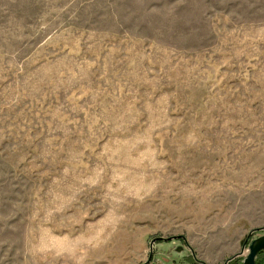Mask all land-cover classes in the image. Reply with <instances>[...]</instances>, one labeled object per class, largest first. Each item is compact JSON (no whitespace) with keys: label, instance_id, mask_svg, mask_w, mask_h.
I'll return each mask as SVG.
<instances>
[{"label":"rangeland","instance_id":"1","mask_svg":"<svg viewBox=\"0 0 264 264\" xmlns=\"http://www.w3.org/2000/svg\"><path fill=\"white\" fill-rule=\"evenodd\" d=\"M238 197L264 202V0H0V264H243Z\"/></svg>","mask_w":264,"mask_h":264},{"label":"crops","instance_id":"2","mask_svg":"<svg viewBox=\"0 0 264 264\" xmlns=\"http://www.w3.org/2000/svg\"><path fill=\"white\" fill-rule=\"evenodd\" d=\"M238 198L241 199V201H238V202H240L238 204L239 209L241 211L243 210V212H245L244 214H247V216L250 217L251 220H254V221L252 222V226L245 227L242 232L233 230L232 229L233 225H232L228 231L229 233L222 234L221 241L235 242L237 248H236V251L234 253H242L243 255H245L247 252H245V253L243 252V250H244L243 247H244V243H245L246 238L249 235L250 231H252L253 229L264 228V202H261V204H259L258 200H257V202H254L253 204L251 203V205H248L245 202H243L245 197H238ZM251 211L255 212V214H257V215L251 216ZM240 218L241 217H239L237 220H235V223H237V221ZM175 250H177V248ZM178 250L182 251V248H179ZM165 251L167 252L168 250H165ZM175 253H177V251H175ZM180 253H183V251ZM186 254L188 255L187 259L190 262V264L195 263L191 254H189V253H186Z\"/></svg>","mask_w":264,"mask_h":264},{"label":"water","instance_id":"3","mask_svg":"<svg viewBox=\"0 0 264 264\" xmlns=\"http://www.w3.org/2000/svg\"><path fill=\"white\" fill-rule=\"evenodd\" d=\"M156 241L153 242L155 244ZM248 255L243 264H257L260 255L264 252V236H261L251 242L248 249Z\"/></svg>","mask_w":264,"mask_h":264},{"label":"trees","instance_id":"4","mask_svg":"<svg viewBox=\"0 0 264 264\" xmlns=\"http://www.w3.org/2000/svg\"><path fill=\"white\" fill-rule=\"evenodd\" d=\"M257 264H264V252L260 255Z\"/></svg>","mask_w":264,"mask_h":264}]
</instances>
